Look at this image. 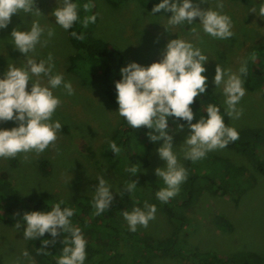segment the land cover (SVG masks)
<instances>
[{"label":"rangeland","instance_id":"rangeland-1","mask_svg":"<svg viewBox=\"0 0 264 264\" xmlns=\"http://www.w3.org/2000/svg\"><path fill=\"white\" fill-rule=\"evenodd\" d=\"M239 1L223 0L222 11L226 12L233 22L234 34L228 40H214L200 33L198 25L197 33L190 32L191 26L188 25L178 27L176 31L183 38L199 44L208 55L204 73L208 80L204 95L211 96V101L222 108L223 98L213 90L215 85L212 83V76L215 65L218 63L235 71L241 63L245 64L247 70L242 77L245 94L240 101L241 115L238 119L229 117V124L241 132L249 130L250 133L239 142L242 147L231 148L227 144L224 148L210 151L216 162L210 163L209 167L204 169L208 174L207 180L203 176H200V179L210 182L209 177H213L216 183L210 190L205 189L197 193L189 202L190 205L184 207L185 217L181 221V231L174 246L175 256L162 254L158 249L155 252L146 249L149 257L144 254L145 258L138 264H202L198 250L220 256L246 251L264 255V62L259 65L263 55L255 53V47L264 44V18L248 10L251 2L245 4ZM210 3L214 6V0H210ZM54 6L55 0H34L32 17L30 13L18 11L10 16L8 25L0 29V73L6 69L8 63L18 65L24 59L23 54L15 50L8 40L11 29H24L31 19H37L42 25L54 30V35L48 43L42 48L37 47L39 58L51 53L55 70L63 73L74 89L70 96L62 89L54 90L61 102L53 113V119L61 122V128L53 144L39 154L29 152L18 153L13 158L0 157L2 205H24L28 203L24 200L29 195L48 192L53 199L51 203L64 199L67 206L77 207L74 198L92 195L98 173L117 187L122 180L119 173L110 166L104 148L117 128H123L124 119L116 113L117 105L99 91L100 85H85L80 75L68 70L74 47L70 43L68 32L53 24L55 18L50 15V11ZM199 6L206 8L209 5L203 2L199 3ZM37 9L42 14L37 15ZM94 10L97 13L95 23L91 24L94 34L105 37L112 45L120 48L122 65L135 60L146 66L154 60H159L166 41L176 35L175 32L165 31L164 14H150L139 0H126L119 7H113L107 0H94L89 14ZM194 21L198 22V18H194ZM248 72L256 81V85L260 82L257 72H261L263 84L249 90L245 84ZM207 103L209 101L204 99L199 101L202 107ZM177 123L184 122L168 118L174 151L184 165L181 142L189 129L186 124L184 128L177 129ZM14 124L11 120L0 121V127L10 128ZM255 132L257 135L253 134ZM120 151L123 155L126 154L122 148ZM125 157L128 160L129 155ZM43 159L48 161V174L43 172ZM148 161L149 164L144 170L153 174L155 167L164 164L156 153V147L152 148ZM183 183L171 200L185 199ZM116 194L117 192H113L110 204L115 202ZM141 200L136 199L141 203L140 207L144 202L155 204L156 212L147 227L137 226V236H146L149 241L171 236L174 227L172 220L153 198ZM30 203L26 207L30 206ZM174 208L183 212L179 202L174 204ZM0 214L6 215L12 222V225H8L0 218V264H29V259L31 264H40L30 253V239L25 240L22 236L23 224L20 230L15 227L19 215L17 216L16 212L7 215L2 206ZM115 219L126 225L121 211L117 212ZM76 225L81 224L76 221ZM126 243L125 255L133 262L132 251L144 248H141V242L132 240V246L131 242ZM22 250L28 251L27 258L21 256ZM84 264L92 263L85 258Z\"/></svg>","mask_w":264,"mask_h":264},{"label":"clouds","instance_id":"clouds-1","mask_svg":"<svg viewBox=\"0 0 264 264\" xmlns=\"http://www.w3.org/2000/svg\"><path fill=\"white\" fill-rule=\"evenodd\" d=\"M203 2L209 6L200 7L199 3ZM33 4L34 0H0V29L6 27L10 16L18 11L30 13L32 17ZM223 6V0H214V6L210 0H158L148 12L152 15L164 14L165 31L175 32V37L166 41L159 60L146 66L135 60L128 61L119 68L120 78L114 81L116 113L132 129L141 126L151 129L152 134L148 137L156 145L158 157L164 161L163 166L154 168L155 176L161 181L154 195L161 203H167L179 192L188 175L174 151L169 117L184 122L177 123V129L184 128L185 124L189 129L181 142L183 160L199 161L208 152L224 148L239 137L237 129L225 123L224 116L238 119L241 115L240 101L245 94L242 77L247 70L245 64L241 63L235 71L218 63L215 65L213 90L223 98V111L218 104L207 103L203 108L206 115L193 122L190 105L194 97L206 91L208 77L204 73L208 55L199 44L183 38L176 31L178 27L188 25L191 26L190 32L197 33L198 25L200 33L214 40H228L234 34L233 22L222 11ZM91 7V0H55L50 15L55 18L53 24L68 32L69 36L82 40L84 33H78L74 25L87 28L95 23L96 13L89 14ZM248 10L264 18V0H252ZM81 12L84 14L81 15ZM39 14L42 13L37 9ZM194 18H198V22ZM53 35V28L42 25L37 19H31L24 29L14 27L10 31L8 40L15 50L23 54L24 59L18 65L8 63L0 73V121L15 122L10 128L0 127V157L13 158L18 153L29 152L39 154L57 139L61 122L53 119V113L61 101L54 90L62 89L70 96L74 89L63 73L55 70L51 53L39 58L37 47H44ZM108 148L114 154L120 151L114 142H109ZM125 171L131 177L138 169L129 164ZM95 179L90 202L93 215L106 211L113 192L123 193L126 190L131 197L137 187L133 179L131 183H123L119 187L101 173ZM155 212V204L144 202L142 207L134 206L130 211L124 209L121 214L128 231L135 232L137 226L147 227ZM73 214L74 209L60 199L46 210L23 211L15 227L20 230L23 224V238H42L43 245L50 243L44 239L45 233L53 240L58 232L66 234L63 235V247L55 257V264H84L87 241L81 229L71 223ZM21 256L27 258L28 251L22 250Z\"/></svg>","mask_w":264,"mask_h":264},{"label":"trees","instance_id":"trees-1","mask_svg":"<svg viewBox=\"0 0 264 264\" xmlns=\"http://www.w3.org/2000/svg\"><path fill=\"white\" fill-rule=\"evenodd\" d=\"M93 1L94 0H91V3ZM107 1L113 7H119L125 3L126 0ZM139 1L148 10L151 9L154 3L158 2V0ZM239 2L248 4L249 2H252V0H240ZM93 12L96 13L95 10ZM83 14L84 13L81 12V15ZM74 29L78 33L82 31L84 33V39L77 40L69 36L74 51H72V54L70 55L68 70L80 75L82 77V82L85 83V85L88 83L91 86L96 84L100 85L101 89L99 91L102 94H105L110 102L117 105L115 101L114 81L120 78L119 68L123 62V57L119 51L120 48L118 49L116 46L112 45L110 43L111 41H108L105 37L95 35L91 24H89L87 28H82L77 24L74 25ZM255 53L263 55L262 62L259 63V65H263L264 44L256 46ZM83 72H85V74H83ZM87 72H89L88 75L86 74ZM257 74L258 81L260 82L256 85V81L252 79V76L249 75L248 72L245 84L249 90L256 89L263 84L262 73L257 72ZM201 99L213 103V101H211L212 97L208 94H201L198 97H194L190 105L194 114L193 122H195L200 116L206 115V112L203 109L204 107L199 105ZM221 110L223 111L222 107ZM224 121L226 124L230 125L229 117L227 115L224 116ZM122 125L123 128H117L116 132L111 137L110 142L116 143L126 154L123 155V152L121 151L114 154L108 148V144H106L104 152L110 162V166L119 173V176L122 179L121 182L118 183V187L123 183H131V179L136 181L137 187L131 194V197L126 190L123 191V193H117L114 200L115 202L110 204L106 211L100 215H93L94 209L90 203L91 196L84 195L74 198V203L77 207L68 205L69 207L74 208V214L70 218L71 223L81 229L83 236L87 241L86 260L92 264H138L143 261V258H145L144 254H146V257H149L148 251L151 250V252H155L156 249L161 250L162 254L175 256L174 246L177 242L176 239L178 233L181 231V221L185 217L184 207L187 208L190 205L189 202L194 199L197 193L199 194L205 189L210 190L216 183V180L213 177H209L210 182L200 179V176H203V178L207 180L208 174L204 169L208 168L210 163L216 162L215 157L208 152L206 156L199 161H184V166L188 171V175L183 183L185 198L183 201H181V199H169L167 203L157 201L154 192L161 186V181L155 176V174L144 170L149 164L148 156L152 148L156 147L148 137V134H152V130H148L144 126H141L139 129H132L124 120ZM124 125L126 127H124ZM237 131L239 133L238 139L228 143L231 148L242 147L241 145L239 146V142H242V139L246 134L250 133L249 130H244L242 132L239 130ZM253 134L257 135L256 132ZM238 149L244 150L241 148ZM127 154L129 155L128 160L125 157ZM13 162L17 163L14 160ZM47 162L48 161L44 159L41 162L45 174L50 172L47 167ZM129 164H133L138 169L137 173L131 177L125 171L126 166ZM220 186H222V183ZM149 197L153 198L159 208H161L162 211L172 220V223H174L172 234L166 239L157 240L154 238L149 241L146 236H137V231H128L126 225H122L118 219H115L118 211L124 209L130 211L134 206H140L141 203L139 201H142L141 199ZM136 199H139V201H136ZM24 201L28 203L31 202V205L26 207L28 203L17 206L8 203L2 205L0 203V206L3 207V210H6L7 215L16 212V215H19L20 219L21 214L25 210H46L53 199L48 192H39L35 195H29ZM177 202H179L180 207H183L184 216L182 210L177 211L174 208V204ZM0 218H2L6 224L12 225V222L6 217V215L1 216L0 214ZM76 221H79L81 225H76ZM63 235L66 234L58 232L53 240L52 237L45 233L44 239L50 241L47 245L41 243L42 238L36 240L30 239L28 248L31 255H34L35 259L40 264H55V257L59 255V252L63 247L61 243ZM132 240L141 242V248H144L134 250L132 251L133 253L131 252L133 262L127 259L125 255L126 241L131 242L132 246ZM146 249H148V251ZM197 253L202 264H264V255H258L255 252L249 251L237 252L230 256H220L216 253L200 252L199 250ZM128 254L130 253L128 252Z\"/></svg>","mask_w":264,"mask_h":264}]
</instances>
